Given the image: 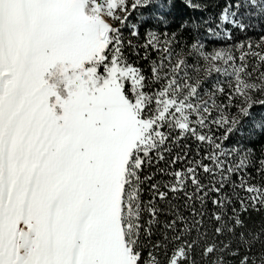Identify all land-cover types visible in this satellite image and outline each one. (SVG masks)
I'll use <instances>...</instances> for the list:
<instances>
[{"label":"snow or ice","instance_id":"snow-or-ice-1","mask_svg":"<svg viewBox=\"0 0 264 264\" xmlns=\"http://www.w3.org/2000/svg\"><path fill=\"white\" fill-rule=\"evenodd\" d=\"M0 264H264V0H0Z\"/></svg>","mask_w":264,"mask_h":264}]
</instances>
